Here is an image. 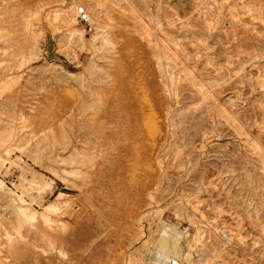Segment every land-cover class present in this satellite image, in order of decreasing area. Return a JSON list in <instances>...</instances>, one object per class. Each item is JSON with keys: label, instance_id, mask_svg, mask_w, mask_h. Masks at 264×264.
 <instances>
[{"label": "rangeland", "instance_id": "rangeland-1", "mask_svg": "<svg viewBox=\"0 0 264 264\" xmlns=\"http://www.w3.org/2000/svg\"><path fill=\"white\" fill-rule=\"evenodd\" d=\"M174 261L264 264V0H0V264Z\"/></svg>", "mask_w": 264, "mask_h": 264}, {"label": "bare ground", "instance_id": "bare-ground-1", "mask_svg": "<svg viewBox=\"0 0 264 264\" xmlns=\"http://www.w3.org/2000/svg\"><path fill=\"white\" fill-rule=\"evenodd\" d=\"M62 15V14H61ZM71 19V18H69ZM178 239V238H177ZM159 256L163 261H171L173 257H179V245L173 237H162L157 244ZM180 253V252H179ZM157 263V262H156Z\"/></svg>", "mask_w": 264, "mask_h": 264}, {"label": "built area", "instance_id": "built-area-1", "mask_svg": "<svg viewBox=\"0 0 264 264\" xmlns=\"http://www.w3.org/2000/svg\"><path fill=\"white\" fill-rule=\"evenodd\" d=\"M77 19L80 24L85 25V27L89 28V30H92L93 27L91 17L85 8L80 7L78 9ZM172 264H177V262L174 261Z\"/></svg>", "mask_w": 264, "mask_h": 264}]
</instances>
